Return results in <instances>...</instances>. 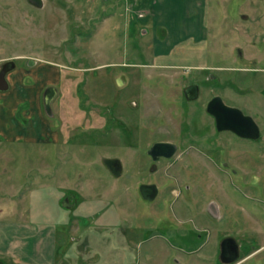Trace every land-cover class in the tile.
Returning <instances> with one entry per match:
<instances>
[{
    "label": "rangeland",
    "instance_id": "obj_1",
    "mask_svg": "<svg viewBox=\"0 0 264 264\" xmlns=\"http://www.w3.org/2000/svg\"><path fill=\"white\" fill-rule=\"evenodd\" d=\"M59 1L43 0L40 9L29 0H0V63L11 56L36 62L13 73L12 88L0 92V264H175L159 245L151 257L150 244L131 239L127 219L149 205L139 196L137 175L149 163L146 150L155 141L183 140L180 127L201 129L196 141L222 144L227 165L211 167L196 155L198 167L187 169L185 180L196 190L209 185L232 215L238 209L248 221L245 242L258 238L262 247L244 264H264V0H183L178 21L172 0H64L69 17ZM199 18L207 36L190 43L194 30L187 22ZM178 24V35L170 34ZM158 42L167 53L155 55ZM45 60L60 67L46 73ZM28 75L37 79L28 89L37 127L46 132L39 89L53 82L55 133L62 130L66 140L63 130L85 126L90 134L72 146L61 136L59 144L18 140V88ZM191 83L199 86L201 126L194 128L178 117L187 107L183 87ZM84 94L87 111L75 105ZM216 95L253 117L260 136L213 130L208 138L204 122L212 118L205 105ZM119 124L127 125L130 139ZM94 125L100 127L91 134ZM115 156L123 175L102 161ZM204 173L195 183V174ZM153 176L163 191L166 180ZM67 189L78 194L70 214L63 204Z\"/></svg>",
    "mask_w": 264,
    "mask_h": 264
},
{
    "label": "flooded vegetation",
    "instance_id": "obj_2",
    "mask_svg": "<svg viewBox=\"0 0 264 264\" xmlns=\"http://www.w3.org/2000/svg\"><path fill=\"white\" fill-rule=\"evenodd\" d=\"M29 1H32L38 6V8L42 9L43 0ZM64 2V0L59 1V3H62L63 8L69 17L68 5H65ZM21 58H23V56H11L0 63V70L2 69L3 64L8 60L13 61L11 65H15V67L6 75L10 87L6 90H0L1 93L8 92L12 88L11 76L13 73L19 69L29 70L34 64H36L32 59L23 60ZM43 63L46 65H41L42 68H47V65L51 66L48 67V69L60 67V65H57L56 67V62H50V60H45ZM36 85L37 79L32 75H28L25 76L22 87L18 88L20 93L19 98H22V100L17 104L15 112L18 134L17 139L28 142L34 139L36 142L46 141L48 144H59L60 138L62 137L63 140H65V138L61 135L62 130L60 131V135L59 133H55V127L58 128L55 124L58 123L57 120L60 119L59 115L56 114L54 105L58 89L53 82L45 83L40 87L38 96L36 95L38 97V111L42 118L40 119V123L45 122L43 128L46 132H43L41 130L42 127H37L38 121L33 123L34 120H36V116H34L30 109L32 101L28 98L30 97L28 89H33L31 87H35ZM195 85V83H191L183 87V94L187 100V107L184 113L180 112V116H178L181 119L180 124H182V126H184L185 123L191 128H194L197 125L201 126L200 121L197 120L199 94L196 97H193L192 87ZM216 97L221 96L216 95L212 97L205 105L206 112L209 113L212 118L209 123L204 122L207 129L204 134L208 132V138L213 136L214 131L222 132L224 130H232L220 128L216 114L209 110L210 103L215 100ZM86 102V95L84 94L75 105H78V107L82 105V109L87 111L88 109L84 107ZM192 103H195L194 106ZM30 112L32 114L28 115ZM185 112L187 113L185 114ZM79 124L85 125V115H82V118L79 119ZM119 126L127 132V138L130 139L132 134L129 132L127 125H117V127ZM99 127L100 126L98 125L92 126L91 134L93 131L97 133V128ZM85 129V126L80 127L77 131H73V133H70L69 130H63V133L66 131L64 134H67L65 142L69 146L79 143L89 133ZM200 131L197 133H191L186 130L184 133L180 127L179 135H183V140L182 138L178 140H159L169 141L176 144V152L172 157H166L165 155H152L150 149L156 141L149 145L146 150L149 157V163L147 165L145 164V167L142 169H138L137 172L138 177L142 180V185L138 189L139 196L148 201L149 205L143 206V208H135L132 212L131 219H127L129 222L128 229L130 238L136 240L142 237L147 244H150L148 247L150 248L149 254L151 257L158 255L156 253V247L159 245L160 248L167 250V254L163 256L171 258L175 264H181V262H201L202 264H244L249 258L256 255L258 251L262 249V247H258L260 242H258L257 237V242H252L251 238H249V241L245 242V239L247 238L246 234L248 228L246 227L248 221L241 213H239L238 209L235 211L236 213L232 215L230 209H224L221 205V202L224 203V201L216 202L214 199V192L209 189L206 190L207 188H210L209 185H200V189L196 190L194 187L198 186L193 187L191 181L185 180V175L186 177H189L187 175V169H192L193 166L194 168L198 167L196 162H194V156L196 155H199L200 160L203 162L207 161L208 163H211V165H209L211 167H222L225 164L227 165V159L222 144L196 141L197 136H199L197 134H199ZM27 137H30L31 139H26ZM72 137L75 139L72 140ZM90 143L92 146L98 145L96 144L97 142ZM207 146H210L207 148L210 152L214 153L217 151L218 156L214 157L211 153L205 150L204 148ZM192 150L194 151L193 155H191ZM102 161L115 175H123L124 170L120 157H103ZM154 174L155 176L159 175L166 180L167 183L164 186L163 191L160 185L155 181ZM203 175L205 176V173L195 174L197 179L195 183L199 182V177L202 178ZM77 196L78 194L70 189H67L63 196L64 210H68L69 214L73 212L71 211V208L75 207ZM245 243L248 244L245 245Z\"/></svg>",
    "mask_w": 264,
    "mask_h": 264
},
{
    "label": "water",
    "instance_id": "obj_3",
    "mask_svg": "<svg viewBox=\"0 0 264 264\" xmlns=\"http://www.w3.org/2000/svg\"><path fill=\"white\" fill-rule=\"evenodd\" d=\"M11 63L13 61H6L0 70V90H6L10 87L6 75L15 67ZM192 88L193 97H196L199 94V86L195 85ZM209 110L216 114L220 128L232 129L239 135L250 138H258L260 136V128L254 118L245 114L240 108L226 104L221 97H216L210 103ZM175 152L176 144L169 141H156L150 149V153L154 156L165 155L166 157H172Z\"/></svg>",
    "mask_w": 264,
    "mask_h": 264
},
{
    "label": "crops",
    "instance_id": "obj_4",
    "mask_svg": "<svg viewBox=\"0 0 264 264\" xmlns=\"http://www.w3.org/2000/svg\"><path fill=\"white\" fill-rule=\"evenodd\" d=\"M182 2H183V0H172V5L174 6V7H177V8H175L174 10H173V15H174V17H177L176 18V20L178 21V18L180 17V15H181V10H180V7H181V4H182ZM197 2V1H196ZM178 5V6H177ZM177 11V12H176ZM167 14H171V13H167ZM172 15V16H173ZM195 15H199V13L197 12V13H195ZM203 21H204V19L202 18V20L199 18V19H197V21H189V22H187V24L186 23H184V24H186L188 27V29L190 28H192V30H194V34H193V37H192V39L190 40V43L191 42H195V44L196 43H198L199 44V41L200 42H202L205 38H206V34L204 33V29L205 28H207V26H206V24H204L203 25ZM203 25V26H202ZM182 27V24H178V25H175V27H173L172 29H170V34L172 33V30H173V34H174V36H177L178 35V32H179V29H177V28H181ZM168 31V30H167ZM176 33H177V35H176ZM188 37H185V36H183V38H182V41L181 42H176L174 45H173V47L171 48V49H173V48H175V47H177L178 45H180L181 43H183V41H184V39H187ZM198 46V45H197ZM191 47H195V45H191ZM163 47H161V44H159V42H158V44L156 45V53H155V55H160L161 53H167V50H160L159 51V49H162ZM196 48V47H195ZM194 48V49H195ZM198 49V48H197ZM172 51V50H171ZM217 66H214V65H210L209 63H201L200 64V66H202V67H208V68H217V69H220V70H222V69H225L226 67H223L222 65H219V64H216ZM248 67H251V66H249V65H247V66H241V67H239L240 69H245V68H248ZM53 71L54 69H52V68H44V71L46 72V73H48L49 71ZM23 83V82H22ZM19 87H22V86H19ZM22 100V98H20L19 100H18V103H19V101H21ZM17 109V108H16ZM15 112H16V110H15ZM260 134H261V131H260Z\"/></svg>",
    "mask_w": 264,
    "mask_h": 264
}]
</instances>
